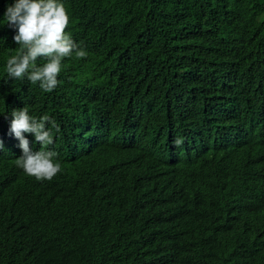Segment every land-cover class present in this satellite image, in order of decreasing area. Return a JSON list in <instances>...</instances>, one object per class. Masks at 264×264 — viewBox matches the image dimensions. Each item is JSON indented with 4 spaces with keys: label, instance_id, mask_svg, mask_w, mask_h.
<instances>
[{
    "label": "trees",
    "instance_id": "obj_1",
    "mask_svg": "<svg viewBox=\"0 0 264 264\" xmlns=\"http://www.w3.org/2000/svg\"><path fill=\"white\" fill-rule=\"evenodd\" d=\"M62 2L88 56L44 92L7 76L0 0V264H264V0ZM24 106L59 127L50 182L16 166Z\"/></svg>",
    "mask_w": 264,
    "mask_h": 264
},
{
    "label": "clouds",
    "instance_id": "obj_2",
    "mask_svg": "<svg viewBox=\"0 0 264 264\" xmlns=\"http://www.w3.org/2000/svg\"><path fill=\"white\" fill-rule=\"evenodd\" d=\"M3 17L7 27L14 30L13 42L19 45L18 53L6 60V73L11 80L26 79L32 85L38 84L42 91L51 92L60 83L58 76L66 58L80 60L88 56L87 51L67 31L70 15L62 0H14V3L6 6ZM38 60L44 63L38 64ZM10 116L9 134L19 141L18 147L21 149V155L15 161L16 166L37 181H52L62 171L61 153L48 148L54 143L51 128L58 132V125L47 115L39 119L30 115L27 106L14 108ZM259 119L260 116L244 115L242 111L230 126L224 128L225 145L242 139L237 137L238 131L243 130L242 121L257 123ZM25 134L34 136L35 144L40 145L39 150L30 147ZM3 150L4 142L0 139V151ZM103 182L104 175L98 179L94 189L100 188ZM110 186L115 201L119 190L115 175L110 180ZM237 217L238 214L233 212L222 217V221H232Z\"/></svg>",
    "mask_w": 264,
    "mask_h": 264
}]
</instances>
